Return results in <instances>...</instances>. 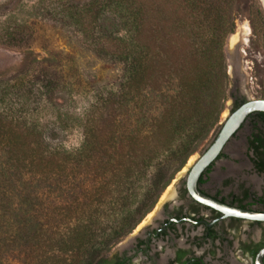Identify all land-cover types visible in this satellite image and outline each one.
<instances>
[{"label":"trees","instance_id":"trees-1","mask_svg":"<svg viewBox=\"0 0 264 264\" xmlns=\"http://www.w3.org/2000/svg\"><path fill=\"white\" fill-rule=\"evenodd\" d=\"M236 6L237 0H91L65 7L64 19L94 38L100 56L121 62L122 75L117 90L87 112L74 149L49 142L31 118L59 87L55 75L44 69L27 81L0 83V264L10 263L16 247L25 264L117 263L107 254L218 128ZM105 13L123 33L101 30ZM158 94L163 108L150 118L145 111ZM248 142L254 167L264 173V129L254 126ZM23 180L32 191H17ZM257 203L264 207V196ZM263 246L255 244L251 254Z\"/></svg>","mask_w":264,"mask_h":264},{"label":"rangeland","instance_id":"rangeland-1","mask_svg":"<svg viewBox=\"0 0 264 264\" xmlns=\"http://www.w3.org/2000/svg\"><path fill=\"white\" fill-rule=\"evenodd\" d=\"M90 1L0 0V83L6 79L27 81L44 69L55 75L59 87L49 97L42 98L31 118L37 120L49 142L67 149L77 148L81 144L87 112L102 97L117 90L123 71L121 62L100 56L95 50L94 38H86L75 23L62 15L65 7L76 10ZM235 10L236 28L225 43L230 80L218 128L175 174L156 206L137 226L135 232L139 236H143L144 230L154 224L164 205L173 206L171 200L175 197L168 199V196L173 195L174 189L179 194L188 166L210 145L232 111L233 95L236 93L250 99L264 96V0H237ZM114 18L112 14L105 13L99 22L101 30L123 33L120 26H115ZM175 86L173 83L170 88ZM151 99L150 107L145 108L150 118L158 115L163 108L160 95ZM249 134L250 128L245 125L230 140L224 151L227 157L218 160L209 175L206 183L209 190L220 188L222 194H229L237 192L241 184L258 195L263 194L264 175L255 169L252 153L248 151L246 139ZM181 172L184 173L180 177ZM27 182L18 181L20 185L17 191H32V188L27 189L28 185H21ZM32 184H35V191L43 189L38 182ZM56 194H51V198ZM204 213L210 214V211ZM261 231L260 227L243 223L235 234L242 240L251 238L257 241L261 239ZM129 236L118 242L107 255L120 253L119 244L128 246L131 243ZM174 244L177 243L170 240L155 241L152 253L147 258L138 255L135 261L137 264H167ZM121 249L125 250L124 247ZM233 253L236 261L230 260L231 251L227 248L221 263L251 264L242 251L235 249ZM210 263L218 264L216 261ZM9 264H25L20 247L13 250Z\"/></svg>","mask_w":264,"mask_h":264},{"label":"flooded vegetation","instance_id":"flooded-vegetation-1","mask_svg":"<svg viewBox=\"0 0 264 264\" xmlns=\"http://www.w3.org/2000/svg\"><path fill=\"white\" fill-rule=\"evenodd\" d=\"M233 97V106L235 103H240L243 99H245V101L248 99L236 93ZM245 125L249 126L251 134L254 126L264 129V118L255 113L248 115L235 135H237L239 130ZM250 134L246 139L248 148V137ZM225 148L209 166L211 170L208 172L207 180L203 184H199L198 182L199 188L205 194L226 204L263 212L264 207L257 202H260V198L264 196V192L258 195L241 184L237 192H230L229 194H222L220 188L211 191L206 187V183L208 182L209 175L215 163L222 157H227V154L224 152ZM248 151L251 152L249 149ZM261 174L264 175V173ZM240 199H243V201L240 202ZM171 201L173 206H169L168 204L164 205L159 211L158 218L154 221V224L144 230L143 236H139V234L135 232L137 229L136 227L128 238L131 243H134H130L128 246L126 244H119L120 253L110 254L107 255V257L110 260L116 261V264H137L135 259L138 255L147 258L149 254L152 253L154 248L153 243L155 241L170 240L172 243L177 244H174L175 246L173 247L167 264H211L210 261H216L218 264H222L223 258L221 257H223L227 248L231 251L229 257L232 262L233 260H237L235 253H233V250L236 249L246 254L251 264H255L256 255H252L250 250L255 248V244L259 242L264 243V221H253L233 216H224L220 211L193 199L187 190L186 181L180 188L179 194H176L175 198ZM240 204H244L247 207H241L239 206ZM206 210H209L210 214H205L204 212ZM258 222L262 223L259 224ZM243 223H247L251 227H260L262 230L261 239L255 241L251 238L248 240L238 238L235 232L240 230ZM122 247H124L125 250H122Z\"/></svg>","mask_w":264,"mask_h":264},{"label":"water","instance_id":"water-1","mask_svg":"<svg viewBox=\"0 0 264 264\" xmlns=\"http://www.w3.org/2000/svg\"><path fill=\"white\" fill-rule=\"evenodd\" d=\"M255 111L264 112V98H248L235 110L230 111L210 145L193 164L188 166L185 181L187 190L193 199L220 211L224 216H233L253 221H264V211L260 212L226 204L205 194L198 186L199 179L203 172L217 159L227 143L241 127L246 117ZM183 173L184 172H181L180 177ZM172 192L173 195L168 196V199H173L176 196V190L174 189ZM255 264H264V247L257 252Z\"/></svg>","mask_w":264,"mask_h":264},{"label":"bare ground","instance_id":"bare-ground-1","mask_svg":"<svg viewBox=\"0 0 264 264\" xmlns=\"http://www.w3.org/2000/svg\"><path fill=\"white\" fill-rule=\"evenodd\" d=\"M170 191H171V190H170ZM170 191H169V193H171Z\"/></svg>","mask_w":264,"mask_h":264}]
</instances>
